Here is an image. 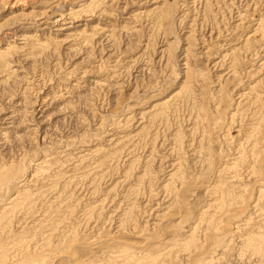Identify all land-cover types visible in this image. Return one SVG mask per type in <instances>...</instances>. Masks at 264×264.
Instances as JSON below:
<instances>
[{
	"label": "rangeland",
	"instance_id": "rangeland-1",
	"mask_svg": "<svg viewBox=\"0 0 264 264\" xmlns=\"http://www.w3.org/2000/svg\"><path fill=\"white\" fill-rule=\"evenodd\" d=\"M0 52V264H255L264 0H0Z\"/></svg>",
	"mask_w": 264,
	"mask_h": 264
},
{
	"label": "bare ground",
	"instance_id": "bare-ground-1",
	"mask_svg": "<svg viewBox=\"0 0 264 264\" xmlns=\"http://www.w3.org/2000/svg\"><path fill=\"white\" fill-rule=\"evenodd\" d=\"M93 2V1H92ZM81 35L80 37H83L82 34H79ZM79 37V39H80ZM37 39V38H36ZM25 40L28 42V41H32V46H36V43L34 42L35 40V36H31V37H28L26 38L25 37ZM37 42V41H36ZM8 56V55H7ZM264 65V64H263ZM0 66H2L5 70H8L9 71V68H8V65H7V62H6V55L5 53L3 52H0ZM245 99V98H244ZM243 99V100H244ZM247 112V111H246ZM239 113V111H238ZM242 115V114H240ZM246 115V114H245ZM248 115V114H247ZM252 130V129H251ZM252 132V131H251ZM248 142L250 143V145H252V135L249 136V140ZM246 144V143H245ZM243 145V144H242ZM244 148V147H243ZM246 148V147H245ZM244 148V149H245ZM259 149V148H258ZM244 151V150H243ZM246 151V150H245ZM241 156V155H240ZM244 157V156H243ZM246 158V157H245ZM244 159V158H243ZM247 159V158H246ZM245 161V159H244ZM5 175V174H4ZM1 176V174H0ZM20 196V195H19ZM15 197L13 199H11L9 202V205H14L15 203H19V199L22 198V197ZM10 199V198H9ZM28 201V200H27ZM16 204V205H17ZM21 205V204H19ZM24 208H27L25 207V205H23ZM27 206V205H26ZM255 207V206H254ZM264 207V206H263ZM260 211V210H259ZM263 211H264V208H263ZM262 217L264 218V214L262 215ZM261 218V216H260ZM203 220V219H202ZM261 221L262 218H261ZM260 221V222H261ZM260 224V223H259ZM198 228V227H197ZM196 228V229H197ZM250 231L248 232V234H246L243 239V246H244V249L243 250L244 254H246L248 251L250 252V259L251 258H254L255 259V264H264V224H261L260 226L256 225V229L255 226H250ZM238 229V228H237ZM240 230V229H239ZM242 238V237H241ZM208 245V244H207ZM253 256V257H252ZM131 261V260H130ZM130 264V263H129ZM250 264H253L252 261L250 262Z\"/></svg>",
	"mask_w": 264,
	"mask_h": 264
}]
</instances>
